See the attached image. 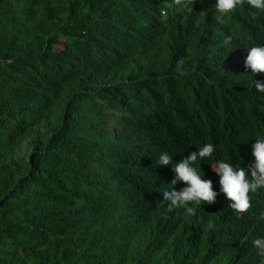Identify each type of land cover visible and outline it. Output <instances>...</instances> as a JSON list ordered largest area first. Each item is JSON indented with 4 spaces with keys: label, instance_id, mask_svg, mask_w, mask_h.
Masks as SVG:
<instances>
[{
    "label": "trees",
    "instance_id": "1",
    "mask_svg": "<svg viewBox=\"0 0 264 264\" xmlns=\"http://www.w3.org/2000/svg\"><path fill=\"white\" fill-rule=\"evenodd\" d=\"M215 2L0 0V264H264V188L237 216L202 160L213 203L161 192V153L212 143L251 179L264 136V12Z\"/></svg>",
    "mask_w": 264,
    "mask_h": 264
},
{
    "label": "clouds",
    "instance_id": "2",
    "mask_svg": "<svg viewBox=\"0 0 264 264\" xmlns=\"http://www.w3.org/2000/svg\"><path fill=\"white\" fill-rule=\"evenodd\" d=\"M247 4L260 12H264V0H216L215 10L220 17L233 13L238 7ZM231 37L225 40L227 44ZM247 48V55L244 59L245 68L251 70L248 78L256 93H264V81L253 80L257 73H264V44H257ZM183 61H178L177 70ZM216 147L212 143H205L198 147L196 152L190 153L178 163H172L173 157L165 152L158 157V165H172L174 178L169 186L162 190L163 201L167 202L168 210L183 208L187 216L195 214L194 205L201 203H213L217 192L212 188V181L202 179L203 171L200 169V162L206 160L212 167L213 172L219 177V192L223 193L229 207L237 216L244 213L250 207V195L258 189L264 188V136H257L256 142L252 145V154L255 158L247 172L238 163L229 162L227 159H214ZM198 165V166H197ZM178 182L184 183L179 191L172 188ZM171 189V190H170ZM212 228L211 222L207 224ZM252 246L257 250V255L264 257V237H257L252 240Z\"/></svg>",
    "mask_w": 264,
    "mask_h": 264
},
{
    "label": "rangeland",
    "instance_id": "3",
    "mask_svg": "<svg viewBox=\"0 0 264 264\" xmlns=\"http://www.w3.org/2000/svg\"><path fill=\"white\" fill-rule=\"evenodd\" d=\"M111 130H112V127H111Z\"/></svg>",
    "mask_w": 264,
    "mask_h": 264
}]
</instances>
